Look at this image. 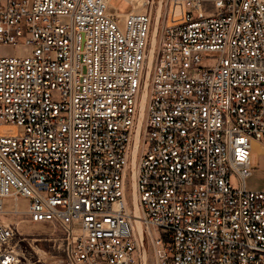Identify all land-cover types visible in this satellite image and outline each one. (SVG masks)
<instances>
[{"label":"built area","instance_id":"1","mask_svg":"<svg viewBox=\"0 0 264 264\" xmlns=\"http://www.w3.org/2000/svg\"><path fill=\"white\" fill-rule=\"evenodd\" d=\"M116 11L0 0V45L24 49L0 54V264L40 260L9 213L56 229V264L142 263L125 191L153 14ZM252 141L264 145V0H164L134 162L154 264H264Z\"/></svg>","mask_w":264,"mask_h":264},{"label":"rangeland","instance_id":"2","mask_svg":"<svg viewBox=\"0 0 264 264\" xmlns=\"http://www.w3.org/2000/svg\"><path fill=\"white\" fill-rule=\"evenodd\" d=\"M159 0H109L110 6L117 8V13L122 14L128 10H149L153 16L156 11V5ZM164 5V0H161L160 11H162ZM155 10V11H154ZM121 11V12H119ZM23 48L11 45V44H1L0 54H20L23 52ZM263 145V144H262ZM251 164L256 163V168L252 169L251 173L245 177V185L248 188L255 189L262 187L264 181V153H258L252 151L250 154ZM130 185L128 184L127 176V200H130ZM11 202V201H10ZM19 206L23 204V201L18 200ZM129 203V201H128ZM22 209V208H21ZM7 220L14 223L18 233L20 247L24 254L28 257L35 258L39 257V261L36 264H56L58 254L54 249H52V240L48 239L50 231H55L56 229L45 222H33L29 221L23 213H9L6 215ZM152 235H156L157 232L152 229ZM144 246L146 247V264H154L150 250L147 246V240L143 239Z\"/></svg>","mask_w":264,"mask_h":264},{"label":"water","instance_id":"3","mask_svg":"<svg viewBox=\"0 0 264 264\" xmlns=\"http://www.w3.org/2000/svg\"><path fill=\"white\" fill-rule=\"evenodd\" d=\"M160 7H161V0L158 1L155 10H160ZM158 19H159V14H156L153 16L147 58H146L143 79H142V84H141V90H140V95H139L137 117H136V123H135V129H134L132 147H131L130 159H129V169H128V184L129 185H131V181L134 182L135 151H136L137 139H138L139 128H140V123H141V116L143 113L145 92H146L147 80H148V75H149V70H150V65H151L153 44H154L155 34L157 30ZM131 208H132V213H133V204H131ZM133 217L138 218V214H137V217L135 216ZM135 231H136V234H137V237L140 243V247H141V260H142L141 264H146V250L142 245L141 227L139 229L136 227Z\"/></svg>","mask_w":264,"mask_h":264},{"label":"bare ground","instance_id":"4","mask_svg":"<svg viewBox=\"0 0 264 264\" xmlns=\"http://www.w3.org/2000/svg\"><path fill=\"white\" fill-rule=\"evenodd\" d=\"M109 5H110V2H109ZM156 14L160 15V10H156L154 12V15H156ZM256 149L264 151V145L252 141L251 142V151H256ZM258 153H260V152H258ZM262 153H264V152H262ZM129 195H130V200H127V193L125 191V199H126V203H127V208H129V210L131 211V216H132L131 218H132V222H133L132 223L133 227L134 228L137 227L139 229L140 228L139 220H138V218H134L133 217V216L137 217V214L139 213V210H138V207H137V204H136V192H135V187H134V182L133 181H131ZM6 201L8 203V206H12V203L9 200H6ZM21 201H23V200H21ZM128 201H129V203H128ZM131 204H133V213H132ZM22 205L23 204H21L19 206V203H18L16 206H17L18 209H21Z\"/></svg>","mask_w":264,"mask_h":264},{"label":"crops","instance_id":"5","mask_svg":"<svg viewBox=\"0 0 264 264\" xmlns=\"http://www.w3.org/2000/svg\"><path fill=\"white\" fill-rule=\"evenodd\" d=\"M117 11H118V10H117ZM119 12H121V11H119ZM122 14H124V13H122ZM122 14H120V15H122ZM256 152H261V153H262V152H264V151H262V150H257V149H256Z\"/></svg>","mask_w":264,"mask_h":264}]
</instances>
